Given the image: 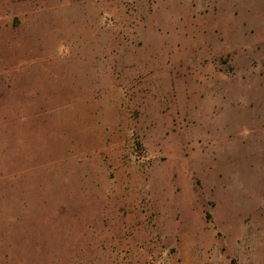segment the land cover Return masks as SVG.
Instances as JSON below:
<instances>
[{"label": "rangeland", "instance_id": "rangeland-1", "mask_svg": "<svg viewBox=\"0 0 264 264\" xmlns=\"http://www.w3.org/2000/svg\"><path fill=\"white\" fill-rule=\"evenodd\" d=\"M0 264H264V0H0Z\"/></svg>", "mask_w": 264, "mask_h": 264}]
</instances>
